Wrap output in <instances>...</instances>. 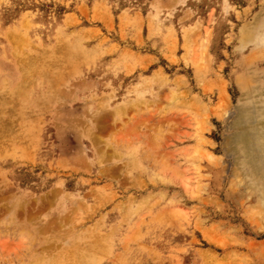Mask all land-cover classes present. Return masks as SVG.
I'll use <instances>...</instances> for the list:
<instances>
[{
  "label": "rangeland",
  "instance_id": "374dc122",
  "mask_svg": "<svg viewBox=\"0 0 264 264\" xmlns=\"http://www.w3.org/2000/svg\"><path fill=\"white\" fill-rule=\"evenodd\" d=\"M262 31L264 0H0V264H264L229 142Z\"/></svg>",
  "mask_w": 264,
  "mask_h": 264
},
{
  "label": "bare ground",
  "instance_id": "6f19581e",
  "mask_svg": "<svg viewBox=\"0 0 264 264\" xmlns=\"http://www.w3.org/2000/svg\"><path fill=\"white\" fill-rule=\"evenodd\" d=\"M258 42H264V31L257 35L255 43ZM260 115L250 117V112H239L235 122L238 131L229 142L234 149L235 159H240L248 168L250 176L262 186L264 195V119H259Z\"/></svg>",
  "mask_w": 264,
  "mask_h": 264
}]
</instances>
